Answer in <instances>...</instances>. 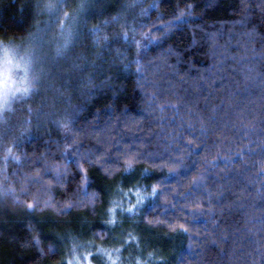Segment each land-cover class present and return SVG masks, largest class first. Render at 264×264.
<instances>
[{
  "label": "clouds",
  "instance_id": "obj_1",
  "mask_svg": "<svg viewBox=\"0 0 264 264\" xmlns=\"http://www.w3.org/2000/svg\"><path fill=\"white\" fill-rule=\"evenodd\" d=\"M0 264H264V0H0Z\"/></svg>",
  "mask_w": 264,
  "mask_h": 264
}]
</instances>
